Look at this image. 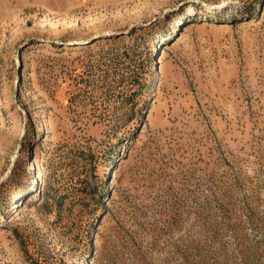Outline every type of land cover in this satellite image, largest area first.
<instances>
[{
	"label": "rangeland",
	"instance_id": "rangeland-1",
	"mask_svg": "<svg viewBox=\"0 0 264 264\" xmlns=\"http://www.w3.org/2000/svg\"><path fill=\"white\" fill-rule=\"evenodd\" d=\"M0 264H264V0H0Z\"/></svg>",
	"mask_w": 264,
	"mask_h": 264
},
{
	"label": "bare ground",
	"instance_id": "bare-ground-1",
	"mask_svg": "<svg viewBox=\"0 0 264 264\" xmlns=\"http://www.w3.org/2000/svg\"><path fill=\"white\" fill-rule=\"evenodd\" d=\"M191 11V10H190ZM191 13H192V11H191Z\"/></svg>",
	"mask_w": 264,
	"mask_h": 264
}]
</instances>
